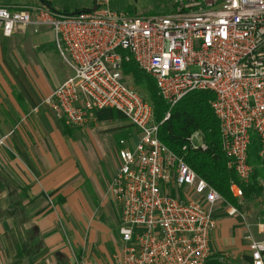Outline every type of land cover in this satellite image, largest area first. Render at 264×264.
<instances>
[{
  "label": "built area",
  "instance_id": "2783aa9c",
  "mask_svg": "<svg viewBox=\"0 0 264 264\" xmlns=\"http://www.w3.org/2000/svg\"><path fill=\"white\" fill-rule=\"evenodd\" d=\"M166 1L169 12L152 17L112 12L108 0L74 14L41 4L0 6L4 37L54 35L70 71L42 102L57 120L83 128L96 111L110 108L139 132L133 148L120 141L119 166L107 189L120 211L122 247L114 264H206L216 210L228 217L238 213L160 142L151 105L125 81V63L133 61L154 80L169 110L189 93L213 95L220 147L238 179L229 186L234 199L241 201L242 186L251 184L253 139L264 161V0ZM168 118L166 113L163 121ZM189 142L205 149L197 133ZM242 227L250 264H264V217Z\"/></svg>",
  "mask_w": 264,
  "mask_h": 264
},
{
  "label": "crops",
  "instance_id": "0c3cea01",
  "mask_svg": "<svg viewBox=\"0 0 264 264\" xmlns=\"http://www.w3.org/2000/svg\"><path fill=\"white\" fill-rule=\"evenodd\" d=\"M32 3L0 0L4 7L43 5ZM38 34L0 32V264H114L122 247L120 211L107 189L120 141L133 148L139 132L110 108L83 128L57 120L42 102L70 71L54 70L52 82L43 77ZM227 218L216 210L212 250L220 251L227 225L244 240V228ZM244 257L250 264L245 240Z\"/></svg>",
  "mask_w": 264,
  "mask_h": 264
},
{
  "label": "trees",
  "instance_id": "16d2710c",
  "mask_svg": "<svg viewBox=\"0 0 264 264\" xmlns=\"http://www.w3.org/2000/svg\"><path fill=\"white\" fill-rule=\"evenodd\" d=\"M40 1L54 10L44 0ZM58 12L68 14L65 11ZM123 74L132 77L133 85L143 91L144 101L151 105L154 121L159 125L160 142L181 156L228 204L241 210V206L229 191L231 182L237 183L238 179L236 174L227 168L228 159L220 147L219 124L210 107L213 95L201 91L189 93L169 110L168 105L158 96L154 80L140 71L133 61L123 65ZM166 113H169V118L163 121ZM196 133L199 134L205 149H193L190 146L189 139ZM258 147L259 143L253 139L249 149V163L254 167V174L251 184L242 186L245 200H250L253 195L261 192L257 180L264 179V173L256 168L264 164V161L257 157ZM206 264L219 263L208 260Z\"/></svg>",
  "mask_w": 264,
  "mask_h": 264
},
{
  "label": "rangeland",
  "instance_id": "374dc122",
  "mask_svg": "<svg viewBox=\"0 0 264 264\" xmlns=\"http://www.w3.org/2000/svg\"><path fill=\"white\" fill-rule=\"evenodd\" d=\"M9 4H34L35 0H3ZM38 1V0H37ZM56 11H65L68 14H74L76 12H83L85 10H93L96 0H44ZM108 8L112 12L125 14L131 17L135 16H163L169 12L171 3L166 0H108ZM30 37V35H26ZM38 36L44 47L38 49L36 52V61L41 70L43 77L46 80L53 81L51 73L54 70L65 69L66 66L62 64V61L55 48V38L50 31H41ZM49 68H51L49 70ZM56 71H54L55 73ZM125 81L129 87L134 89L141 96L143 91L133 85V79L131 76H125ZM257 171L264 173V164L256 168ZM257 186L261 188L260 194H255L250 200L241 201L237 200V203L241 206V210H238L237 215L234 217H228L225 221L233 222L234 226L242 227L244 223H253L258 218L264 217V179L259 178L257 180ZM233 198V197H232ZM195 200V199H194ZM228 204V203H227ZM230 205V204H229ZM226 206V205H224ZM231 206V205H230ZM218 213H222L223 209H218ZM242 231V230H241ZM244 236V234H243ZM220 251L212 250L213 255L209 260H215L219 264H247V260L244 257V240L242 235L235 234L232 229V225L225 227L224 235L221 239Z\"/></svg>",
  "mask_w": 264,
  "mask_h": 264
}]
</instances>
